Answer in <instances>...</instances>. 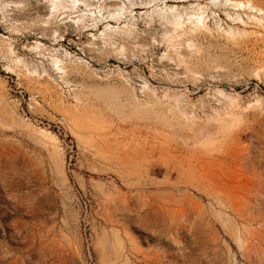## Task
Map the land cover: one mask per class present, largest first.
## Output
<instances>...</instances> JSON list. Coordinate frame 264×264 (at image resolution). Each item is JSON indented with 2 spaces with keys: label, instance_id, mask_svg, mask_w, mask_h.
I'll list each match as a JSON object with an SVG mask.
<instances>
[{
  "label": "rangeland",
  "instance_id": "rangeland-1",
  "mask_svg": "<svg viewBox=\"0 0 264 264\" xmlns=\"http://www.w3.org/2000/svg\"><path fill=\"white\" fill-rule=\"evenodd\" d=\"M51 1L0 0V264H264L263 17L203 0L185 41L173 4Z\"/></svg>",
  "mask_w": 264,
  "mask_h": 264
},
{
  "label": "bare ground",
  "instance_id": "bare-ground-1",
  "mask_svg": "<svg viewBox=\"0 0 264 264\" xmlns=\"http://www.w3.org/2000/svg\"><path fill=\"white\" fill-rule=\"evenodd\" d=\"M56 1L57 0H55V1L52 0L51 2H55L56 3ZM73 1H74V4L73 3L72 4L70 3V4L72 6L73 5L74 6L73 7L71 6L72 8L70 7L71 9L69 8V10L66 9L67 11H64L65 8H66L65 7L62 13L60 11L58 12V10L53 9L54 7L51 5L50 12L52 13V15H60V13H61V15H66V14L70 13L71 15L79 16V13L82 12L83 10H85V8H86L85 6H87V5L82 3L81 1H78V0H72V2ZM202 1L203 0H153L148 5H145V6H142L141 8H136V9H140V10L147 9V10H149V9H152L153 7L157 6V4H162V5H166V6L169 5V4H173L174 7H171V10H170L169 14L162 13V12L160 14H158L159 21L160 22H164L166 20L168 22V25L165 24L164 27L169 29V31L172 33L171 36L173 37V40H175V39L176 40L177 39L182 40L185 37L186 38H188L189 36L196 37L197 35H200V34H202L204 32L205 33L206 32H208V33L211 32L212 28L209 25V22H210L209 16H207L206 11H204V8H202L198 4L199 2H202ZM219 1L220 0H210L209 3L213 7L214 10H224L225 12L226 11H228V12H232L233 11V12H236V13L237 12L238 13H243L244 12V13H247V14H255L257 16H261V18L263 17V19H259L256 23L252 22V24H257L259 26H264L263 25L264 24V9L253 5L252 2H249V1L248 2H242V1L239 2V1H234V0H226L227 2L224 5L219 6L218 5V3H220ZM57 2L59 3V4L57 3V5L64 6L62 1H61V3H60L59 0ZM4 4H5L6 9L10 12V11H14L15 10V8H16L18 3L5 2ZM64 4L66 5V2ZM184 4L185 5L188 4L189 7H183V8H181L182 9V11H181L180 6L181 5L185 6ZM69 5H67V7ZM58 9L60 10V8H58ZM87 9H88V6H87ZM189 9H192V11L190 12ZM230 16L226 18V22L228 21V23H230L233 26H236V28L237 27H247V26H249V24L247 22L241 21V20H240L241 21L240 22L239 20L234 19V18H232ZM125 19H127V18L126 17H124V18L121 17L119 19L118 18H109V17L106 18L103 15L102 22L100 24H98V25L95 24L96 26L94 25V27L89 29L88 32L100 31L104 25L110 26L111 23L112 24L114 23V24L121 25V24H123L125 22ZM91 21H94V20L91 19ZM162 24H164V23H162ZM233 28L229 29L228 31L226 30L227 31L226 35L230 36L231 38L233 37V39H235L237 37L236 35L239 34L240 32L236 33V31ZM245 34L246 33H243V35H245ZM112 35L115 36L116 34L113 33ZM142 40L145 41V39L143 37H142ZM187 43H188V41H187ZM178 44H180V43L178 42ZM189 44L190 45H188V46L192 49L191 45H193V42H190ZM132 45L133 44L130 43L129 41L122 40V44L119 47H117L116 50L118 52H120L121 54H123L125 52L126 53H130L133 50V46ZM191 49H189V50H191ZM56 56H58V57H55V56H54V58L52 57V60L54 62L53 63L51 62V64H52L51 68L54 71H56V72L59 71L61 73H67L66 69L67 68H71V70L69 71V73H70L69 75H78V73L76 72L75 66H73V65L66 66L68 64H66L65 60L62 59L64 57L62 56L60 58L59 54L58 55L56 54ZM120 65H125V64L120 62Z\"/></svg>",
  "mask_w": 264,
  "mask_h": 264
}]
</instances>
